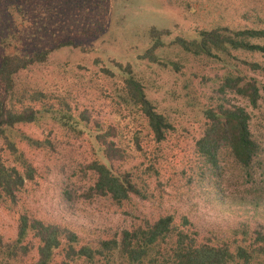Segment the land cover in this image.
I'll list each match as a JSON object with an SVG mask.
<instances>
[{"label": "rangeland", "instance_id": "rangeland-1", "mask_svg": "<svg viewBox=\"0 0 264 264\" xmlns=\"http://www.w3.org/2000/svg\"><path fill=\"white\" fill-rule=\"evenodd\" d=\"M181 2L0 0V62L5 55L50 52L46 62L22 69L10 100L19 109L29 107L35 112L48 107L67 114L69 106L81 124L63 128L40 116L38 122L18 129L24 137L19 146L37 169L35 181L27 184L22 198H27V204H19L31 220L68 229L78 235L81 245L89 246L168 216L186 231H197L201 243L228 248L233 255L241 248L251 252L258 238H264V187L241 193L245 175L232 168L230 156L220 152L212 160L199 148L210 124L208 111L246 103L238 95L219 92L224 64L196 59L174 44L177 38L190 40L202 30L264 28V0ZM153 28L170 33L156 65L139 59L152 45L146 33ZM7 38L12 41L8 48ZM63 44L67 45L59 47ZM242 60L260 64L261 69L255 71ZM230 63L239 68L238 74L257 79L264 96V54H234ZM118 64L132 67L134 78L171 126L164 142H157L145 121H139L137 111L117 102L114 88L120 86V79L103 71L117 73ZM42 93L45 97L38 96ZM248 111L255 136L264 145V101L259 110ZM110 129L117 131V137L109 138L107 144L95 139L98 131ZM137 135L142 151L137 150ZM25 137L46 141L45 149H32ZM102 145L127 150L126 161L108 160L121 172L136 171L134 182L142 196L132 194L123 203L110 196H92L97 177L91 166L104 159L99 152ZM5 148L0 143V157L9 158ZM221 169L224 177L220 180L211 170ZM262 174L254 177L261 181ZM20 215L0 203V239L5 243L17 239ZM184 219L195 229L183 224ZM27 244L29 255L14 264H36L39 243L33 234ZM60 252L52 264L65 260ZM249 264H264V253H254Z\"/></svg>", "mask_w": 264, "mask_h": 264}, {"label": "trees", "instance_id": "trees-1", "mask_svg": "<svg viewBox=\"0 0 264 264\" xmlns=\"http://www.w3.org/2000/svg\"><path fill=\"white\" fill-rule=\"evenodd\" d=\"M171 3L183 5L181 0H170ZM151 39V47L140 60H147L149 64L156 65L161 62L158 52L165 45L164 38L170 35L168 31H157L155 28L146 33ZM6 47L12 45L10 38L5 40ZM177 45L183 52L196 59H212L224 64L225 73L220 81L219 92L223 95L233 93L242 98L246 106H222L217 111H208L207 118L210 121L206 135L200 140V152L212 160L215 155L224 152L230 156V165L233 169L242 170L245 178L241 193L254 191L252 187H264V179L256 180L257 172L264 176V145L256 138L253 126V116L248 109L260 108V101H264L262 86L257 79H250L241 73H237L235 63H230L234 54L249 52L252 54H264V28H245L231 30L229 27H219L213 30H202L192 39L177 38ZM67 44L59 45L62 47ZM49 51L36 53L35 56L5 55L0 62V143L6 148L9 155L0 157V203L6 207L17 209L20 213L18 220V237L11 243H5L0 239V264H14L21 261L30 253L27 240L31 234L38 241V260L36 264H52L55 262L57 251L65 257L62 264H249L253 254L264 253V238H258L257 248L251 252L241 248L233 255L228 248H217L201 243L197 231H186L174 223L171 216L161 218L157 223L145 228L133 231H124L119 238L101 241L98 246L81 245L80 238L68 229L46 224L42 221L31 220L26 212L27 184L34 182L37 177V169L28 158L25 151L21 150L19 142L24 141L23 135L18 129L23 126L38 122L40 116H47L55 124L63 128L81 125L72 116V110L68 107L67 114L61 110L44 108L35 112L27 107L19 109L13 104L10 97L16 92L15 80L17 75L28 67L42 64L47 61ZM243 64L253 70L261 69L260 64L242 60ZM165 65V64H164ZM166 65H168L166 63ZM172 66L175 64H171ZM179 71V65H175ZM110 78L116 75L120 79V86H115L114 94L117 102L140 114V122L146 123L154 134L157 142L166 140V133L171 126L166 118L158 113L155 105L148 99L144 86L133 76V69H126L118 64L117 73L103 71ZM45 97V94H38ZM23 110V111H22ZM65 113V114H64ZM88 120V118H86ZM83 135V132L80 134ZM140 136V135H139ZM135 137L137 150L142 151L141 137ZM117 137V131L110 129L104 133L98 131L96 140L99 143H108L109 138ZM94 138V137H93ZM32 149H45L46 141H39L31 137H25ZM93 140V139H92ZM115 145V144H114ZM116 146V145H115ZM104 159L93 162L91 170L96 173L94 187L91 188L92 196H110L115 202L123 203L130 199L132 194L142 196L137 188L134 177L136 171L121 172L112 167L108 160L126 161L128 152L120 147H99ZM223 149V150H221ZM218 168L217 164L215 165ZM256 167L258 168L256 170ZM135 167L133 169H136ZM212 174L221 180L224 177L223 169L211 170ZM23 203L21 207L19 204ZM184 219L183 224L194 226L189 220ZM56 264V263H55Z\"/></svg>", "mask_w": 264, "mask_h": 264}]
</instances>
